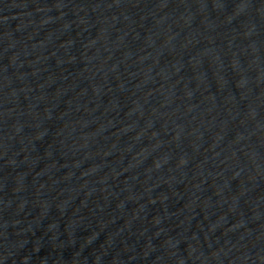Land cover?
I'll return each mask as SVG.
<instances>
[{
	"label": "water",
	"instance_id": "1",
	"mask_svg": "<svg viewBox=\"0 0 264 264\" xmlns=\"http://www.w3.org/2000/svg\"><path fill=\"white\" fill-rule=\"evenodd\" d=\"M0 264H264V0H0Z\"/></svg>",
	"mask_w": 264,
	"mask_h": 264
}]
</instances>
